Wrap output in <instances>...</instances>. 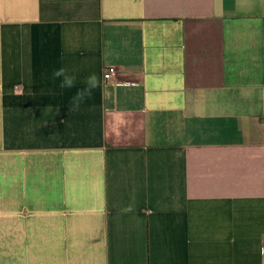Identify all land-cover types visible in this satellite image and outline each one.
I'll return each mask as SVG.
<instances>
[{"label": "crops", "instance_id": "0c3cea01", "mask_svg": "<svg viewBox=\"0 0 264 264\" xmlns=\"http://www.w3.org/2000/svg\"><path fill=\"white\" fill-rule=\"evenodd\" d=\"M0 264H264V0H0Z\"/></svg>", "mask_w": 264, "mask_h": 264}, {"label": "clouds", "instance_id": "9594fccd", "mask_svg": "<svg viewBox=\"0 0 264 264\" xmlns=\"http://www.w3.org/2000/svg\"><path fill=\"white\" fill-rule=\"evenodd\" d=\"M53 78L54 79H61L60 87L62 89H70L74 86L76 77L73 74H69L68 71L65 68H60L57 69L56 71L53 72ZM87 88L84 89L83 91H79L75 97L72 98V106L73 109H76L79 107L80 102L83 100L84 96L86 93L90 90L96 87L97 80L95 75H90L87 78Z\"/></svg>", "mask_w": 264, "mask_h": 264}, {"label": "built area", "instance_id": "2783aa9c", "mask_svg": "<svg viewBox=\"0 0 264 264\" xmlns=\"http://www.w3.org/2000/svg\"><path fill=\"white\" fill-rule=\"evenodd\" d=\"M120 71L113 66L106 67L103 71V79L106 82H112L116 86H130L133 84L124 83L119 80Z\"/></svg>", "mask_w": 264, "mask_h": 264}]
</instances>
